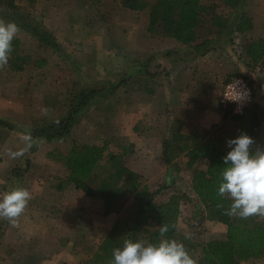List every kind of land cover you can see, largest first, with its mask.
Segmentation results:
<instances>
[{"label":"rangeland","instance_id":"rangeland-1","mask_svg":"<svg viewBox=\"0 0 264 264\" xmlns=\"http://www.w3.org/2000/svg\"><path fill=\"white\" fill-rule=\"evenodd\" d=\"M79 1L36 0L30 4L27 0H14L15 10L11 11L0 7V11H3L2 16H10L9 18L0 17L6 22L11 21L18 25L22 20H25L39 30H50L61 42L59 43L61 49H54L39 41L31 32L19 27L20 31L16 37L19 39L17 53L20 58H25L23 67L20 70L14 69L11 63H18L20 60L11 57L8 66L0 70V118L12 124V128L0 126V156L2 158L0 161V193L12 187H24L31 191L32 196L38 194L37 199L32 198L29 202V209H26L20 217L18 227H13L7 221L0 219V264H43L42 262L50 261L49 258L52 257L55 260L50 264H91L90 259L97 249V245L110 231L115 221L128 214L129 207L133 202L131 197L122 198L119 208L106 214L103 212L101 199L87 197L81 191V195L59 198L57 194L60 190L56 187L59 183L64 187L69 185L64 180L68 170L61 161L49 156L52 152L59 151L55 147V142L39 140L34 137L37 133L34 130L40 129L64 115L65 109L70 104V92L73 88L78 87L74 83L75 80L93 83V79L104 76L106 78L111 74L121 77L122 75L145 73L138 68L142 67L144 60L133 59L125 49L115 53L108 48V42L113 39V34L109 30L112 29L115 34L114 42H119V40L122 42L127 39L128 26L133 20L128 9L121 5L120 0H85L86 4L88 3V8L85 5L83 7L88 13L84 14L77 12L80 10L77 6L80 5ZM211 4L214 3L208 5ZM215 4L214 12L223 17L225 11H231L227 8L228 5L224 0ZM256 4L264 7V1ZM15 11L21 19H11ZM113 12L114 17L111 18ZM232 12L233 18L226 20L234 26L243 10L235 6ZM209 13L211 14V12ZM102 14L103 18H101ZM71 16H73L72 19ZM209 18L210 15L205 17L206 23L199 31L200 36L207 33L208 28L212 26L209 23ZM75 28L78 29L77 34L68 39L67 34L69 35L70 30L73 31ZM98 37L100 41L96 43ZM240 42L241 40L237 43V50L234 49L235 57L238 60L234 62V66L227 63V71H230L229 67H234V69L227 72L223 78V85L231 77H244L249 81L252 90L251 102L253 103L256 95L264 93V88L260 87L261 84H257V81L264 84V66L260 65L261 70L256 68L259 65L254 66L245 62L243 50L241 51L239 48ZM89 44H92L94 49ZM120 53L121 65L115 59V54ZM43 60L45 61L43 65L37 64ZM251 72L258 75L260 79L256 81L252 77L250 78ZM104 83L105 81H102L97 84L95 81L92 84L99 87L96 96L101 94L108 97L111 95L109 93L114 90V83H109L105 87ZM101 87L105 88L103 90L106 93L101 90ZM224 107L222 105V108ZM43 108L49 110L47 115L43 114ZM111 118L112 115H105V113L101 115V127L104 132L109 128ZM36 126L40 128H36ZM229 130L231 131V129ZM29 131L34 141L33 147L18 159L10 158L7 154L8 151L15 152L22 149L25 146L22 136ZM68 143L70 147L71 142ZM185 160L184 156L177 159L176 164L179 169L172 170V178L169 181L158 176V179L153 177L145 183V178L142 175L139 178L141 184H147L150 191L160 188L159 193L155 196L158 202H162L173 193L181 195L178 232L187 239L184 245L190 255L197 260L198 264H201L202 246L213 239H225L226 225L207 215L204 206L199 202L191 187L190 176L194 169L200 167V164L186 168ZM105 162L102 163L108 167ZM162 165L164 170L168 168ZM102 168L100 161L95 167L92 186L98 184L100 177L104 175L105 170L103 171ZM14 169L18 170L20 176H15L12 173ZM36 200L39 201V205L32 209L31 206ZM65 201H80L79 206L82 212L78 213L75 205L64 203ZM45 218L50 219L48 221L50 224H54L56 221L57 229H51L50 232L48 228H38L37 237L42 238L41 242L38 239H36L37 242H34L31 237H26L28 231H25L24 225L32 221L44 224L42 220ZM254 218L264 224V219L257 216ZM28 230L30 231V229ZM30 232L33 234V230ZM240 264H264V255L260 258L242 261Z\"/></svg>","mask_w":264,"mask_h":264},{"label":"crops","instance_id":"crops-1","mask_svg":"<svg viewBox=\"0 0 264 264\" xmlns=\"http://www.w3.org/2000/svg\"><path fill=\"white\" fill-rule=\"evenodd\" d=\"M143 1L146 5L140 10L125 7L133 18L128 26L127 39L122 42L120 40L114 42L115 34L110 29L113 39L108 42V48L115 53L125 49L133 59L144 60L142 67L138 68L145 73L122 75L121 77L111 74L106 78L104 76L93 79L92 82L96 81L97 84L105 81L104 87L109 83H114L115 88L109 93L111 95L105 97L100 94L93 98L87 106L77 111L69 134L62 138L52 139L50 142H55L58 152L63 154L68 153L72 142L104 145V159L108 160L110 156H113L118 163H122L125 167L142 175L147 183L153 177L157 179L158 176L164 177L166 181L172 178L169 165L163 162L162 149L164 140L174 132L191 134L201 140L208 138L211 134L229 136L237 132L238 121L232 117L234 113L231 112L225 117V109L220 104L223 78L227 72L234 69V67H229L230 71H227V63L234 66V62H237L234 49L237 50V43L240 40L239 48L241 51L243 50V59L252 64L246 54L245 45L251 40L264 38V7L256 4L264 0H238L237 2L236 6L243 10L238 20L243 14L249 16L252 19L251 29L237 32L235 26L238 20L234 26L227 22V27L224 30L218 32L216 27L211 26L207 33L188 44L163 34L162 28L158 24L150 28V7L155 1ZM230 1L224 0L228 5L227 8L231 10L230 12L225 11V19H232L234 16L232 10L235 6H230ZM201 2L206 5L218 4L220 0H201ZM79 4L77 5L80 8L77 10L78 14L88 13L83 7L85 5L88 8V3L86 4L85 0H80ZM103 16L102 14L101 18ZM72 17L70 18L72 19ZM105 17L108 18V16ZM113 17L114 12L111 18ZM77 30L76 28L73 31L71 29L69 35L67 34L68 39L71 36L74 37ZM51 33L55 35L53 32ZM99 41L98 37L96 43ZM89 45L94 49L92 44ZM120 55L121 53L115 54L116 58H114L121 65L122 57L120 58ZM256 68L262 70L260 65ZM249 76L256 81L260 79L254 72H251ZM74 83L78 89L94 88L99 90V87L90 82L83 83L81 80H75ZM259 83L260 87L264 88V84L257 81V84ZM104 87H101V90L106 93L103 90ZM99 99L101 100L99 101ZM96 100L97 102H94ZM254 100L264 110V93L256 95ZM104 113L112 115L109 128L105 132L101 127V115ZM256 134L260 148H264V122L257 128ZM68 142H71L70 147ZM162 164L168 168L164 170L161 167ZM65 174L67 176L68 172ZM66 182L69 183L66 186L68 189L62 184L63 190L60 189L57 194L59 198L81 195L80 191L85 195L81 189H77L67 180ZM144 185L148 187L147 184ZM148 189L151 190L149 187ZM169 196L162 202L166 201ZM33 198L37 199L38 194L33 195ZM66 202L75 205L78 213L82 212L79 206L80 201H65L64 203ZM37 205H39V201L36 200L31 208L35 209ZM49 220L48 218L42 220L44 224L32 221L24 225L25 231H28L26 237H31L34 242H37L36 239L41 242L42 238L37 237L38 228H48L50 232L51 229H57V222L50 224ZM58 227L61 228L60 225ZM28 229L33 230V234ZM35 253L37 254V252ZM41 256L43 258L42 254ZM32 257L35 258V256ZM49 259L50 261L42 263L50 264L55 260L54 257Z\"/></svg>","mask_w":264,"mask_h":264},{"label":"trees","instance_id":"trees-1","mask_svg":"<svg viewBox=\"0 0 264 264\" xmlns=\"http://www.w3.org/2000/svg\"><path fill=\"white\" fill-rule=\"evenodd\" d=\"M36 0H27L34 3ZM238 0H231L230 5L236 6ZM122 6L132 10H140L146 4L143 0H120ZM0 7L15 10L14 0H0ZM216 4L206 5L201 0H156L150 7V28L160 25L165 35L175 38L176 41L185 44L194 42L199 38V31L206 23L205 17L210 15L209 23L216 27L218 32L227 27L225 17L214 12ZM211 12V14L209 13ZM3 11H0V17ZM11 19H21L15 11ZM19 27L31 32L37 39L54 49H61V44L55 36L47 30H39L29 22L22 20ZM252 19L247 15H241L236 23L235 30L244 32L251 29ZM19 39L13 41L12 58L20 62H12L14 69L23 67L25 58H20L17 53ZM245 51L254 65L264 66V38L251 40L245 45ZM45 61L37 62L43 65ZM98 90L94 88H73L70 92L71 99L64 115L59 123L52 121L40 128L36 126L37 133L34 137L39 140L50 141L62 138L69 134L74 123L75 115L79 109L87 106L96 97ZM69 96V97H70ZM224 116L230 115V105L224 107ZM232 117L238 121V130L229 136L209 135L201 140L194 135H186L174 132L163 142L162 159L170 166L169 172L178 170L176 160L181 156L186 157V168L200 164L191 174V187L199 202L204 206L207 215L226 225L225 239L210 240L202 246L201 264H240L251 258H260L264 255V224L254 218L242 219L225 214L231 201L227 197L218 196L220 173L226 165L223 157L230 151L227 145L229 139L237 138L241 133H246L255 141L253 150L260 147L257 141L256 130L264 122V110L256 101L245 106L241 113H234ZM56 120V121H57ZM0 126L12 128V124L0 118ZM104 145L72 142L67 154L52 152L49 156L59 160L68 170L65 180L72 183L77 189H81L87 197L99 198L103 202V212L109 214L119 208L120 199L132 198V204L125 217H119L110 231L105 235L90 259L91 264H109L112 259V250L122 247L125 239L144 240L158 243L160 239H175L185 244L187 239L178 232V218L180 213L179 193L171 194L166 201L158 202L155 196L160 188L150 191L146 185L140 182L139 174L125 167L122 163L110 156L104 159ZM2 160L0 156V161ZM101 161L104 175L100 181L92 186V177L95 167ZM103 161H106L108 167ZM104 164V165H103ZM17 169V168H15ZM13 170L15 176L20 173ZM15 172V173H14ZM171 180V178H170ZM169 181V180H168ZM62 189V184L57 185ZM167 224L169 231L164 237L160 236V225Z\"/></svg>","mask_w":264,"mask_h":264},{"label":"clouds","instance_id":"clouds-1","mask_svg":"<svg viewBox=\"0 0 264 264\" xmlns=\"http://www.w3.org/2000/svg\"><path fill=\"white\" fill-rule=\"evenodd\" d=\"M20 29L15 22L0 18V70L5 69L13 52V41ZM233 101L244 99V92L234 86ZM48 109L43 108L44 115ZM59 123V121H55ZM25 146L18 151H8V156L18 159L33 147L30 131L23 134ZM255 141L246 133L229 139L230 151L223 157L226 167L220 173L218 196L227 197L231 203L225 214L247 219L257 216L264 219V148L253 150ZM33 198L29 189L12 187L0 193V219L13 227L19 226V219ZM169 231L167 224L160 225L161 237ZM109 264H198L182 242L175 239H160L158 243L144 240L125 239L122 247L112 250Z\"/></svg>","mask_w":264,"mask_h":264},{"label":"built area","instance_id":"built-area-1","mask_svg":"<svg viewBox=\"0 0 264 264\" xmlns=\"http://www.w3.org/2000/svg\"><path fill=\"white\" fill-rule=\"evenodd\" d=\"M234 86L237 90L244 92V99L240 101H233L231 97L234 94ZM252 101V90L249 81L242 76H234L227 80L222 88L220 103L223 106L230 105L233 113H241L245 106Z\"/></svg>","mask_w":264,"mask_h":264}]
</instances>
